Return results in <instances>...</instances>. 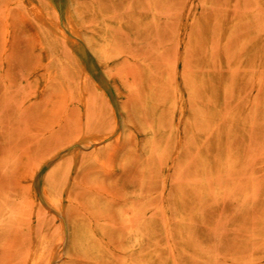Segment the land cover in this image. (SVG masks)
<instances>
[{"label":"rangeland","instance_id":"obj_1","mask_svg":"<svg viewBox=\"0 0 264 264\" xmlns=\"http://www.w3.org/2000/svg\"><path fill=\"white\" fill-rule=\"evenodd\" d=\"M37 248L264 264V0H0V264Z\"/></svg>","mask_w":264,"mask_h":264},{"label":"bare ground","instance_id":"obj_2","mask_svg":"<svg viewBox=\"0 0 264 264\" xmlns=\"http://www.w3.org/2000/svg\"><path fill=\"white\" fill-rule=\"evenodd\" d=\"M96 16L100 17L101 16L100 12H97ZM40 20L43 22L44 19L40 18ZM74 32L77 35H79V31L75 30ZM102 32L105 36L107 34V28L104 27ZM102 44H104L103 46H108L109 42L107 40L102 41ZM196 83L199 85L201 91L204 92V94L206 96L205 98H208V96L213 92L212 86L208 85L206 78H199V80ZM207 94H209V95H207ZM146 106L149 108L152 107V103L150 100H148L146 102ZM179 106L182 107V109H183L184 102L182 103V101H181V104H179ZM214 107H215V105H214ZM188 119L189 120L192 119V116L190 114L188 115ZM201 155H202V158L204 159V162H205V160H206L205 154L202 153ZM177 207L179 210H181V197H178V199H177ZM180 225H182V226L184 225V222L182 220L180 222ZM71 241H72L71 244H72L74 249L83 251L91 257H93L94 255H99L103 250L102 246L95 240L93 232L90 229L89 225L87 223H84V222L83 223L80 222L73 227L72 234H71ZM41 257H42V252L39 248H37L35 250V252H33L31 254V256L29 257L27 264H36L41 259Z\"/></svg>","mask_w":264,"mask_h":264}]
</instances>
